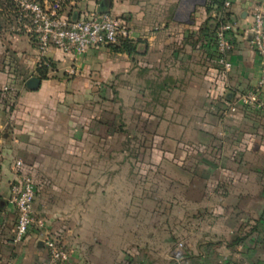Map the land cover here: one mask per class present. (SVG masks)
Returning <instances> with one entry per match:
<instances>
[{
    "label": "crops",
    "instance_id": "1",
    "mask_svg": "<svg viewBox=\"0 0 264 264\" xmlns=\"http://www.w3.org/2000/svg\"><path fill=\"white\" fill-rule=\"evenodd\" d=\"M187 1L83 0L125 20L131 54L40 57L0 26V264H44L45 234L67 264H264V108L229 113L226 97L259 77L247 29L261 0H231L228 72L204 37L216 11ZM21 173L44 227L14 243Z\"/></svg>",
    "mask_w": 264,
    "mask_h": 264
},
{
    "label": "built area",
    "instance_id": "2",
    "mask_svg": "<svg viewBox=\"0 0 264 264\" xmlns=\"http://www.w3.org/2000/svg\"><path fill=\"white\" fill-rule=\"evenodd\" d=\"M16 13L15 21L7 28L9 32L24 34L35 45L40 57L50 49H59L66 55H81L90 49L112 47L123 39L130 37V30L125 20L110 10L78 11L77 19L72 14L62 11L60 0H10ZM207 0H202L206 2ZM231 0H223L222 11L215 17L223 19V13L229 11ZM236 24L231 20H219L215 29L214 52L217 63L224 72H228L232 63L228 58L232 43L230 35ZM249 44L261 59L260 74L256 83L248 90L236 91L227 102L228 112L235 113L241 107L264 108V0L252 9V19L247 29ZM10 90L9 86L0 83V97ZM21 161L15 165L20 167ZM36 189L34 182L27 174H19L18 180L11 185L9 201L14 205L17 217L13 229V242L20 243L26 237L30 227H44L42 218H35L32 205ZM43 244L47 250V261L44 264H67L69 251L60 237L45 234ZM182 242L173 249V257L181 255Z\"/></svg>",
    "mask_w": 264,
    "mask_h": 264
},
{
    "label": "trees",
    "instance_id": "3",
    "mask_svg": "<svg viewBox=\"0 0 264 264\" xmlns=\"http://www.w3.org/2000/svg\"><path fill=\"white\" fill-rule=\"evenodd\" d=\"M79 1V0H76ZM205 10L206 12L210 13L211 11H216L217 13L222 11V7H223V0H207L205 2ZM216 13V14H217ZM223 19H219V20H231V13L229 11L224 12L223 13ZM16 18V13L14 11L13 8V4L10 0H0V26L4 27L5 29L8 28L14 21ZM208 20H212L213 22L210 25H207L205 27L206 29V34L204 35V37L207 38V42L208 44L212 45L211 47H214V32L215 29L217 27V25L219 24V20L217 17H209ZM203 30V28H202ZM114 51H118V52H126L131 54L134 50V43L132 39L126 38L123 39L118 45L112 46L111 47ZM46 61H44V65L42 67L38 68V71L41 75V77H45L46 73L48 71V66L47 64L45 65Z\"/></svg>",
    "mask_w": 264,
    "mask_h": 264
},
{
    "label": "rangeland",
    "instance_id": "4",
    "mask_svg": "<svg viewBox=\"0 0 264 264\" xmlns=\"http://www.w3.org/2000/svg\"><path fill=\"white\" fill-rule=\"evenodd\" d=\"M51 1L52 0H47V5L49 6L51 4ZM82 1L83 0H79V1H76V0H60V3H61V8H62V11H64V13L66 14H73L75 12H78L82 9ZM202 0H188L187 3L188 5H193V4H198V3H201ZM107 2L106 0H102V7L103 8H107ZM132 254V253H131ZM131 254H128V263L129 264H132V262H134V256L131 255Z\"/></svg>",
    "mask_w": 264,
    "mask_h": 264
},
{
    "label": "water",
    "instance_id": "5",
    "mask_svg": "<svg viewBox=\"0 0 264 264\" xmlns=\"http://www.w3.org/2000/svg\"><path fill=\"white\" fill-rule=\"evenodd\" d=\"M77 17H78V12H75V13L72 14V18L73 19H77ZM39 83H40V79L39 78H37V77H31L27 81L26 85L30 89H34V88H36L39 85ZM226 97H227L228 101L231 100L232 99V92H227L226 93ZM42 243H43V241H42Z\"/></svg>",
    "mask_w": 264,
    "mask_h": 264
}]
</instances>
